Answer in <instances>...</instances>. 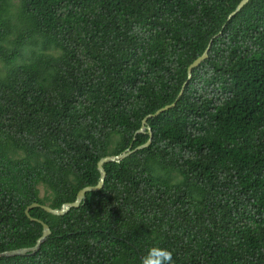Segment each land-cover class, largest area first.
Masks as SVG:
<instances>
[{
	"label": "trees",
	"instance_id": "1",
	"mask_svg": "<svg viewBox=\"0 0 264 264\" xmlns=\"http://www.w3.org/2000/svg\"><path fill=\"white\" fill-rule=\"evenodd\" d=\"M239 1L0 0V252L147 140L211 40L149 146L0 264H264V0Z\"/></svg>",
	"mask_w": 264,
	"mask_h": 264
},
{
	"label": "water",
	"instance_id": "2",
	"mask_svg": "<svg viewBox=\"0 0 264 264\" xmlns=\"http://www.w3.org/2000/svg\"><path fill=\"white\" fill-rule=\"evenodd\" d=\"M248 2H249V0H240L237 3V5L235 6V8L228 14L226 22L229 21L235 14H237ZM226 22L222 25V28L225 26ZM221 31H222V29L218 32V34H220ZM210 43H211V40L209 41V43H208L207 47L204 49V51L199 56H197L187 66L186 80L183 82L181 89L179 90L175 100L172 101L171 103L165 104V105L157 108L154 112L148 113L142 118L141 126L139 129L136 130V132L137 133L138 132H140V133L147 132L148 133L147 140L142 144L136 145L135 147L129 146L118 154L104 155V156L100 157L97 161V164H96V167H97V170L99 173L96 183L93 185H86V186H83L82 188H80L77 191L74 200L63 202L61 204V206L57 207V208L51 207L48 204H41L39 202H31L30 204H28L24 209V213L30 220L36 221V222L41 224V226H42L41 234L36 238L33 245L23 246V247H18V248H13V249L1 251L0 257H10V256H17V255L25 256V255L34 254L39 250L41 244L50 236L51 229H50L49 225L45 221L30 215V210L32 208L40 207L43 210H45L46 212L51 213L53 215H64V214L68 213L71 208H77L81 204L84 203L85 198H86V193L98 191L103 187L105 176H106V170L104 168V165L106 163H108V162L119 163L124 158L129 156L130 154L149 146V144L151 143V138H152V129L147 124V119L154 117V116H157L160 113H162V112L168 110L169 108L175 106L177 99L183 93V90H184L186 83L192 77V70L194 68L198 67L208 57V50H209Z\"/></svg>",
	"mask_w": 264,
	"mask_h": 264
},
{
	"label": "clouds",
	"instance_id": "3",
	"mask_svg": "<svg viewBox=\"0 0 264 264\" xmlns=\"http://www.w3.org/2000/svg\"><path fill=\"white\" fill-rule=\"evenodd\" d=\"M143 264H175V262L172 251L154 246L149 249L147 258L143 259Z\"/></svg>",
	"mask_w": 264,
	"mask_h": 264
},
{
	"label": "rangeland",
	"instance_id": "4",
	"mask_svg": "<svg viewBox=\"0 0 264 264\" xmlns=\"http://www.w3.org/2000/svg\"><path fill=\"white\" fill-rule=\"evenodd\" d=\"M39 187H40V194L43 195L45 193V189L42 185H40Z\"/></svg>",
	"mask_w": 264,
	"mask_h": 264
}]
</instances>
